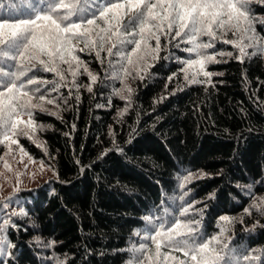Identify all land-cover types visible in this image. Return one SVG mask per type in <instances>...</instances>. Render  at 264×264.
Segmentation results:
<instances>
[{
  "label": "trees",
  "instance_id": "1",
  "mask_svg": "<svg viewBox=\"0 0 264 264\" xmlns=\"http://www.w3.org/2000/svg\"><path fill=\"white\" fill-rule=\"evenodd\" d=\"M28 3L40 6L39 0H0V15L26 18ZM251 9L256 33L264 39L259 22L264 0H251ZM160 43V58L142 73L144 79L112 78L108 61L119 58L106 52L103 64L95 52L77 53L98 80L91 92L80 87L71 96L68 88L51 93L59 108L37 110L34 119L43 127L33 139L19 137L58 176L20 191L26 196L24 211L11 217L7 235L13 247L1 264H127L129 249L143 242L134 235L143 231V218L162 211L176 216L170 211L178 209L182 192L188 195L179 207L192 199L203 210L205 238L226 227L216 246L228 245L222 253L226 260L264 264V211L253 208L264 207V49H247L241 62L238 49L217 41L209 52L233 55L218 56L222 62L207 70L222 75H214L210 84H188L180 72V61L190 58L182 50L187 45L163 36ZM12 64L0 61L6 71L15 70ZM34 72L53 79V73ZM81 73L77 82L88 85L89 77ZM127 81L132 92L125 90L127 99H121L114 90ZM188 173L199 178L181 188ZM224 216L232 222L225 224ZM49 242L54 244L48 247Z\"/></svg>",
  "mask_w": 264,
  "mask_h": 264
},
{
  "label": "snow or ice",
  "instance_id": "2",
  "mask_svg": "<svg viewBox=\"0 0 264 264\" xmlns=\"http://www.w3.org/2000/svg\"><path fill=\"white\" fill-rule=\"evenodd\" d=\"M39 5L28 3L31 14L26 18L0 17V61H12L10 68L15 69L6 71L0 66V145H7L6 155L13 151V145L28 155L19 144V137L33 139L37 127H43L34 119L37 110L48 112L46 105L59 108L51 93L68 88L71 96L72 90L78 91L80 87H86L89 92L93 90L98 75L89 70L77 53L95 52L103 64L101 53L106 52L107 57L119 58L115 62L108 61L112 78L144 79L142 73L147 74L154 66L149 60L160 58L163 36L169 42L177 41V46L187 45L182 50L190 58L180 61L184 81L210 84L214 75L222 73L210 72L207 66L222 62L218 56L233 55L232 52H209L215 49L217 41L238 49L236 58L241 62L249 55L247 49H264V39L255 30L251 0H39ZM259 22L264 24V20ZM229 33L232 39L227 38ZM81 69L89 77L88 85L77 82ZM34 70L53 73V79L39 78ZM175 76H170L169 82ZM49 84L50 89L45 87ZM125 90L132 92L125 83L123 89H115L114 94L127 99L123 95ZM76 99L79 100L78 95ZM37 146L44 147L39 143ZM4 166L10 170L6 161ZM194 178L199 177L192 173L181 177V188ZM187 195L188 192H184L183 196ZM0 206L7 207L6 204ZM253 208L264 211L261 205H253ZM193 210L194 204L189 203L170 219L166 218L167 213L145 216L143 231L134 233L143 242L129 249L131 256L127 264H231L222 254L228 245L216 247L221 244L220 236L226 227L221 228L219 235L205 238L200 231L201 220L187 218ZM220 219L225 224L232 222L227 216ZM53 244L49 242L48 247ZM7 247L0 239V253L6 252ZM244 259L255 257L245 256Z\"/></svg>",
  "mask_w": 264,
  "mask_h": 264
},
{
  "label": "rangeland",
  "instance_id": "3",
  "mask_svg": "<svg viewBox=\"0 0 264 264\" xmlns=\"http://www.w3.org/2000/svg\"><path fill=\"white\" fill-rule=\"evenodd\" d=\"M1 7L2 5H0V9ZM4 11L9 13L10 9H6ZM0 17L12 19L10 16H7V14L0 15ZM228 38H233L231 33H229ZM152 43L154 44L155 42L153 41ZM149 62L151 63L152 60H149ZM127 85L130 87V82L127 81ZM25 119H27V117H25ZM21 146L23 147L25 152L28 153L27 156L19 152L16 145H13V151L10 154L6 155V153H8L7 145H0V205H7V207L0 206V227L3 228V233L0 234V239H3L5 241L6 247L8 245H12L7 235V230L11 224V217L13 213L17 214L24 211L26 196L20 194V191L23 188L41 185L44 182H47L50 179L56 178L58 176V173L53 166L48 164L42 158L34 157L25 149L23 145ZM5 161L10 166V170L9 168H5ZM41 163H43V170H41ZM17 188L19 189V191H15V189ZM183 194L184 193L182 192L181 196H183ZM179 200L180 202L177 203L178 209H176V211H170L176 212L177 215L181 209L179 205H182V201L185 200V196H183V199H180L179 197ZM192 201L193 200L191 199L189 203L194 204V210L187 218H195L200 220V207L199 205L195 204V201ZM165 213L168 214L166 218L170 219L171 216H174L173 213H169V211H162L161 215H164ZM4 221H8V223L5 224ZM10 249L11 247H7L6 252L0 253V260L1 258L8 257L10 255Z\"/></svg>",
  "mask_w": 264,
  "mask_h": 264
}]
</instances>
